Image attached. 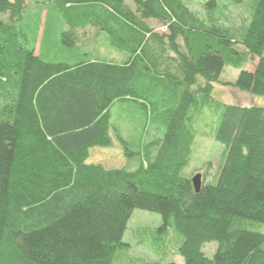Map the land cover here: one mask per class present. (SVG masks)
Here are the masks:
<instances>
[{
  "label": "trees",
  "instance_id": "16d2710c",
  "mask_svg": "<svg viewBox=\"0 0 264 264\" xmlns=\"http://www.w3.org/2000/svg\"><path fill=\"white\" fill-rule=\"evenodd\" d=\"M34 8L30 36L21 23ZM203 9L199 17L183 0H0L8 16L0 22V264H112L135 210L161 218L135 234L154 256L264 264V107L213 97L229 67L239 74L228 86L264 98V0L247 11L240 35L216 21L217 0ZM50 35L69 59H43ZM85 41L123 58L83 53ZM210 118L222 158L196 193L184 170L195 126ZM115 140L125 166L87 163L90 149Z\"/></svg>",
  "mask_w": 264,
  "mask_h": 264
},
{
  "label": "rangeland",
  "instance_id": "374dc122",
  "mask_svg": "<svg viewBox=\"0 0 264 264\" xmlns=\"http://www.w3.org/2000/svg\"><path fill=\"white\" fill-rule=\"evenodd\" d=\"M188 8L194 12L197 16L203 17L205 11L203 6L208 0H183ZM220 7H223L222 12L223 16L217 15L219 17L216 21L219 22L223 27L231 30V32L236 35H240L243 31V27L247 25L248 12H250V7L254 5L256 0H243V3L239 6H234L229 4L227 0H217ZM35 7V6H34ZM30 8V7H29ZM31 9V8H30ZM45 12L42 13L41 24L38 28V39L36 43V51L39 48L40 39L43 33V23H44ZM24 19L21 23L24 30L30 32V36L33 35L36 27V9L34 8L31 11H26L24 13ZM0 22L7 23L8 16L0 15ZM157 32H161L162 29L159 26L151 24ZM53 33V32H51ZM93 33L92 30H88L87 34ZM49 48L45 50L43 59L47 61H61L67 60L71 57L72 52L68 49L61 47L58 37L50 35ZM86 39V38H85ZM87 40V39H86ZM83 42V41H82ZM80 50L83 53H92L94 56L103 58L106 61H114L113 63H119L123 54L115 49L109 48L102 41L100 43L85 41L84 43H79ZM72 51V50H71ZM257 59L252 63H248L246 69L248 71H253L257 63ZM239 71L234 70L229 67H225L224 71L220 77L221 84L214 85L213 87V97L220 100L222 103L237 105L242 107L248 106H260L264 107V98L260 97H251L246 93H242L232 86L227 84H233L237 80ZM119 120V124H122L124 121ZM126 121V120H125ZM217 122L215 118H210V120L195 126L197 129V137L193 146L192 159L189 167L184 170V175L186 177H194L197 174L205 175V183L213 182V179L216 177L217 169L221 163L222 156V147L219 144L213 142L210 138V130L216 126ZM124 128H127L128 131L131 127L127 124H124ZM135 132V131H134ZM103 163L110 168H120L125 166L126 159L124 157L123 149L121 144L115 140L114 145L108 148H92L89 151V157L87 163ZM161 225V218L159 215L135 210L131 216L130 221L127 224L126 231L123 235V243L127 244V248L120 250L112 264H157V263H167V261H174L177 264H183V261L180 257L173 255L172 258L167 257L165 259L160 258L159 256H154L147 248L138 243V239L135 237L136 231L141 228H151L155 229ZM150 242L149 238H145L144 243L148 244ZM216 245L208 244L204 246L203 253L204 255L211 259L215 252Z\"/></svg>",
  "mask_w": 264,
  "mask_h": 264
},
{
  "label": "water",
  "instance_id": "95a60500",
  "mask_svg": "<svg viewBox=\"0 0 264 264\" xmlns=\"http://www.w3.org/2000/svg\"><path fill=\"white\" fill-rule=\"evenodd\" d=\"M191 183H192L194 191L197 193L201 187V175L197 174L194 177H192Z\"/></svg>",
  "mask_w": 264,
  "mask_h": 264
}]
</instances>
